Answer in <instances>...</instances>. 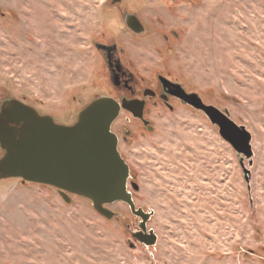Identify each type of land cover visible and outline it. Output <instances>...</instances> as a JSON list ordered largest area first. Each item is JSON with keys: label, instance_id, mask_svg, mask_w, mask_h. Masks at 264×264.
I'll list each match as a JSON object with an SVG mask.
<instances>
[{"label": "rangeland", "instance_id": "1", "mask_svg": "<svg viewBox=\"0 0 264 264\" xmlns=\"http://www.w3.org/2000/svg\"><path fill=\"white\" fill-rule=\"evenodd\" d=\"M110 1L0 0V102L19 98L72 124L113 88L94 48L105 32L141 73L168 70L247 126L250 188L204 114L151 107L154 131L132 124L120 150L136 206L155 211L157 243L132 237L138 218L124 202L109 205L120 213L110 220L90 199L10 178L0 181V264H264V0H126L149 24L142 36ZM171 29L179 39L167 46Z\"/></svg>", "mask_w": 264, "mask_h": 264}, {"label": "water", "instance_id": "2", "mask_svg": "<svg viewBox=\"0 0 264 264\" xmlns=\"http://www.w3.org/2000/svg\"><path fill=\"white\" fill-rule=\"evenodd\" d=\"M180 97L184 104L202 110L210 123L218 127L221 137L237 151L250 188L249 167L255 153L247 126L236 122L227 109L206 103L195 91L183 90ZM121 106H125L124 102L121 104L113 97L98 96L79 111L72 124L66 125L19 98H4L0 102V181L19 178L22 183L50 185L67 202L71 200L69 195L90 199L95 211L110 220L120 213L109 205L124 202L142 218L140 230L133 232L132 237L148 247L158 241L154 229L148 230L147 225L155 211L137 207L129 189L131 169L112 131ZM131 185L134 191L139 190L137 182Z\"/></svg>", "mask_w": 264, "mask_h": 264}, {"label": "flooded vegetation", "instance_id": "3", "mask_svg": "<svg viewBox=\"0 0 264 264\" xmlns=\"http://www.w3.org/2000/svg\"><path fill=\"white\" fill-rule=\"evenodd\" d=\"M175 1L178 2L179 0ZM109 4V7L115 8L119 12L120 22L131 35L142 36V34L148 32L149 24L146 23L140 13L130 9L132 5L128 1L111 0ZM161 38L165 45L170 46L174 39H179V34L176 30L171 29L168 33H162ZM94 48L105 64L108 73L106 78L109 79V82L113 86L111 91L102 93L101 95L113 97L121 104L123 102L125 104V106H121L120 114L112 124V131L119 139V149L121 142L128 143L130 137L134 135L135 131L131 127L132 124L140 125L144 132L146 129L150 133L154 131L155 124L150 117L151 107L160 106L163 109L173 111L176 105L180 104L204 114L202 110L194 109L190 104H184L181 100L180 96L183 90L188 92L194 90L190 89L187 84L185 85L183 81H180L168 70L160 69L150 74L145 72L141 73L135 67L133 60L127 58V49L118 39H109L104 32L99 41L94 43ZM167 52L171 53L169 47H167ZM123 115L125 120L124 122H120L119 120ZM144 120H147L146 124ZM120 152L125 158V154L121 150ZM130 179L129 187L131 186L133 188L131 183L135 181H130ZM136 217L138 218L137 228L133 232L140 230L139 223L142 222L141 217ZM149 229L151 228L148 227Z\"/></svg>", "mask_w": 264, "mask_h": 264}]
</instances>
